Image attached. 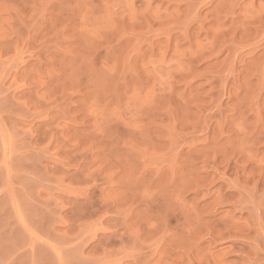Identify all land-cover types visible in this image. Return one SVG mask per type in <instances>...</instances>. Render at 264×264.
I'll use <instances>...</instances> for the list:
<instances>
[{
  "label": "rangeland",
  "instance_id": "rangeland-1",
  "mask_svg": "<svg viewBox=\"0 0 264 264\" xmlns=\"http://www.w3.org/2000/svg\"><path fill=\"white\" fill-rule=\"evenodd\" d=\"M0 197L14 264H264V0H0Z\"/></svg>",
  "mask_w": 264,
  "mask_h": 264
},
{
  "label": "crops",
  "instance_id": "crops-1",
  "mask_svg": "<svg viewBox=\"0 0 264 264\" xmlns=\"http://www.w3.org/2000/svg\"><path fill=\"white\" fill-rule=\"evenodd\" d=\"M1 193H3V188H1ZM4 207L3 197H0V264H14L17 261L14 262L12 259L9 262V257L16 254L18 239H16L14 225L10 227L9 209H4ZM14 222H17V220H14Z\"/></svg>",
  "mask_w": 264,
  "mask_h": 264
}]
</instances>
